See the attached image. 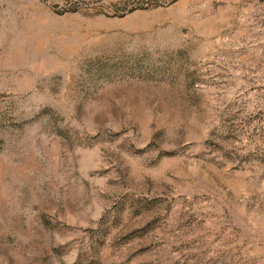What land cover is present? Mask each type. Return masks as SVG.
<instances>
[{"label":"rangeland","instance_id":"374dc122","mask_svg":"<svg viewBox=\"0 0 264 264\" xmlns=\"http://www.w3.org/2000/svg\"><path fill=\"white\" fill-rule=\"evenodd\" d=\"M0 264H264V0H0Z\"/></svg>","mask_w":264,"mask_h":264}]
</instances>
